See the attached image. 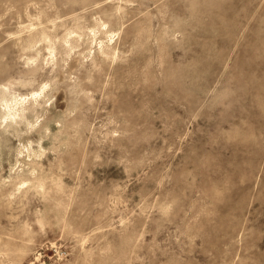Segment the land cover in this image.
Returning a JSON list of instances; mask_svg holds the SVG:
<instances>
[{"label":"rangeland","instance_id":"374dc122","mask_svg":"<svg viewBox=\"0 0 264 264\" xmlns=\"http://www.w3.org/2000/svg\"><path fill=\"white\" fill-rule=\"evenodd\" d=\"M0 264H264V0H0Z\"/></svg>","mask_w":264,"mask_h":264}]
</instances>
